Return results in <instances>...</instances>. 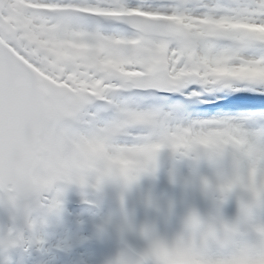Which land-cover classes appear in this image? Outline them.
Here are the masks:
<instances>
[{
  "label": "snow or ice",
  "instance_id": "1",
  "mask_svg": "<svg viewBox=\"0 0 264 264\" xmlns=\"http://www.w3.org/2000/svg\"><path fill=\"white\" fill-rule=\"evenodd\" d=\"M257 86L264 0H0V202L27 213L54 181L88 183L89 166L128 160L131 184L163 149L245 144L188 107ZM166 250L153 238L148 256Z\"/></svg>",
  "mask_w": 264,
  "mask_h": 264
},
{
  "label": "rangeland",
  "instance_id": "2",
  "mask_svg": "<svg viewBox=\"0 0 264 264\" xmlns=\"http://www.w3.org/2000/svg\"><path fill=\"white\" fill-rule=\"evenodd\" d=\"M254 88L264 94V90H260L259 86ZM232 94L238 95V92L232 91ZM250 137L247 142L254 144L258 154L264 156V134L253 131ZM162 152L163 150L157 153L155 168L142 172L131 184L111 180L101 181L98 185L91 182L80 184L64 180L54 181L46 193L48 200L45 201L44 206L33 207L12 223L15 227L9 231L14 232L12 236L7 235L11 227L3 226L2 234L7 237H4L0 245L2 246L4 242L10 245L14 241L18 244L15 247L11 246L8 253L7 250L3 253V262L16 264L15 262L20 261L19 264H21L26 258L30 259L28 256L33 254L39 260L34 264H103L101 260L103 258L106 263L108 261L112 264L110 250L114 248V244L108 231L102 225L108 223H114L118 229L125 231L127 237L123 236L124 239L140 254H142L140 247L147 243L151 245L153 238L170 243L183 231L185 216L190 211L201 212L205 207L194 205L195 209L190 208L189 203L182 205L179 200L172 197L173 191L175 195H179L173 183V177L179 174L173 172L174 168L167 163L173 162L189 182L196 184L198 176L212 177L213 171L195 172V163L198 161H193L180 153H170L171 159L168 160L164 158ZM114 162L121 167L130 163L124 159ZM257 167L259 170H264V158L258 160ZM207 169H210L209 166ZM168 184L172 188L170 193ZM198 191L206 194L201 188H198ZM193 194L194 189L192 188L188 201L207 204V213L201 216L207 219L211 215L208 206L211 209L218 206L220 194L207 193L210 199L206 200L204 196L203 201L194 199ZM53 197L58 200V206L55 209H49L47 203ZM132 198L134 204L129 201ZM79 199L94 200L100 211L90 215L84 210H74L66 205ZM256 208L252 209L254 216L250 217V222L264 224V220L260 222L264 212L261 211L259 203ZM1 212L3 220L9 218L7 210ZM219 213L220 209L217 211V214ZM98 227L110 241L105 253L104 247H98L96 242L93 244L91 241ZM143 238H146L147 243L142 241ZM258 238V234L253 233L247 239L256 240ZM237 239H246V237L238 236ZM95 247L100 250L99 256L95 252ZM143 253H145L144 250ZM180 262L190 264V261L183 258L168 260L166 264H180Z\"/></svg>",
  "mask_w": 264,
  "mask_h": 264
},
{
  "label": "clouds",
  "instance_id": "3",
  "mask_svg": "<svg viewBox=\"0 0 264 264\" xmlns=\"http://www.w3.org/2000/svg\"><path fill=\"white\" fill-rule=\"evenodd\" d=\"M256 71V70H253ZM254 144L246 141L242 145H216L212 142L194 145L189 155L193 161L207 160L213 165L212 177L198 176L201 189L209 194L219 193V199L229 193H247L250 199L237 196L239 213L234 222L224 221L219 214L203 219L190 211L183 220V231L170 243L167 250L158 257L148 256L149 249L140 258L122 256L116 264H166L168 260L183 258L190 264H264V224L250 222V211L255 199L264 195V170L257 167L258 154ZM172 153L176 151L170 150ZM117 163L106 161L99 167L89 166L91 171L82 174L88 183L111 180L123 182ZM232 184L230 190L222 191L221 184ZM258 234V239H237L247 233ZM147 256V259H146Z\"/></svg>",
  "mask_w": 264,
  "mask_h": 264
},
{
  "label": "bare ground",
  "instance_id": "4",
  "mask_svg": "<svg viewBox=\"0 0 264 264\" xmlns=\"http://www.w3.org/2000/svg\"><path fill=\"white\" fill-rule=\"evenodd\" d=\"M240 92L241 94H243L245 97H252L254 96L255 93V88L254 87H240ZM232 96V95H231ZM234 96V95H233ZM219 115V116H218ZM215 116H207V117H201V118H194V119H211V120H221V121H227L229 122L233 127L237 128L239 131H241L242 133H244L245 135V139L247 141V139L251 136V132L253 131H257V132H261L264 134V114H259V115H251L250 117L247 116H243V115H238V114H234V115H224V114H218ZM251 138V137H250ZM171 151L168 149H164L162 152V155L164 156V158H168V160L171 159L170 156ZM178 153V152H177ZM209 163V164H208ZM168 165H170L172 168H174L172 171L173 172H177L179 175H173V183H174V187H176V191H179V195H175L174 191L172 192V197L174 199L179 200L182 205L184 203H189V205L191 206L190 208H194V205H200L202 207H205V209L201 210V212H198L199 216L201 217L203 214L207 213V204L204 203H200L197 204L195 202H189L188 201V195L190 190L193 188L194 189V199L196 200H200L203 201L204 200V196L207 199H210L208 194H203L200 191H198V188H201L200 185L197 183H191L188 181L187 177L182 173V171L178 168V166H175L173 164V162H168ZM209 166L210 169H207ZM201 172V171H213L214 174V169H213V165L210 161L207 160H199L197 163H195V172ZM171 173V172H170ZM169 173V174H170ZM212 174V175H213ZM168 186V192L170 193V191L172 190V188L170 187V184L167 185ZM170 187V188H169ZM178 189V190H177ZM238 194L245 200L250 199V197L248 196L247 193H238V192H233V193H229L227 195H225L223 197V199H219L220 203L218 206L213 207V209L210 208V206H208V209H210V214L211 215H215L217 214V211L220 209V213L219 216L224 220V221H228V222H234L237 220L238 216L240 215L239 213V206H238V199L237 196ZM200 197V198H199ZM135 198L137 199V197L135 196ZM219 198V197H218ZM205 200V202H206ZM130 202H132L134 204V200L129 199ZM208 203V202H207ZM259 203L260 207H261V211L264 212V195H260L255 199V202L253 203L252 207H251V211H250V217L254 216V211H252V209H256L257 204ZM12 216V215H11ZM15 219V218H13ZM13 219H9V220H2V218H0V243L2 242V240L4 239V236L1 234L2 228L3 226H8L10 227V223ZM264 220V213H263V217L260 219V222ZM5 223H2L4 222ZM103 227L108 231L109 233V237L113 238L115 236H119V237H127V233L123 230L118 229L116 226V224L114 223H108V224H102ZM124 238V237H123ZM126 240V239H125ZM91 241L93 244H95L98 247H104L106 249L107 246L110 245V241L108 239H106L105 234L100 230V228L98 227L96 232L94 233L93 237L91 238ZM142 241L146 242V238H143ZM5 243V242H4ZM147 243V242H146ZM145 246H141V253H143V250L145 252L148 251V249L150 248L151 245L144 244ZM1 245H0V257H1ZM143 248V250H142ZM104 249V250H105ZM95 252L98 253V256L100 255V250L97 249L95 247ZM105 253V251H104ZM104 255V254H103ZM28 262V261H27ZM16 264H19V262H15ZM35 262L33 261H29V264H34ZM24 264V263H21ZM181 264H187V263H182Z\"/></svg>",
  "mask_w": 264,
  "mask_h": 264
},
{
  "label": "water",
  "instance_id": "5",
  "mask_svg": "<svg viewBox=\"0 0 264 264\" xmlns=\"http://www.w3.org/2000/svg\"><path fill=\"white\" fill-rule=\"evenodd\" d=\"M6 201V200H5ZM7 202V201H6ZM8 205L12 208V210L14 212L20 213L22 211H17V209L9 202H7ZM118 244V258L122 257V256H127V257H131L133 259H138L140 258L139 256H137L136 254L130 252L121 242L117 241Z\"/></svg>",
  "mask_w": 264,
  "mask_h": 264
}]
</instances>
